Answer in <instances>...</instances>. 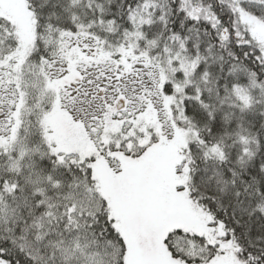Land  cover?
Returning <instances> with one entry per match:
<instances>
[{"label":"snow or ice","instance_id":"obj_1","mask_svg":"<svg viewBox=\"0 0 264 264\" xmlns=\"http://www.w3.org/2000/svg\"><path fill=\"white\" fill-rule=\"evenodd\" d=\"M0 264H264V0H0Z\"/></svg>","mask_w":264,"mask_h":264}]
</instances>
